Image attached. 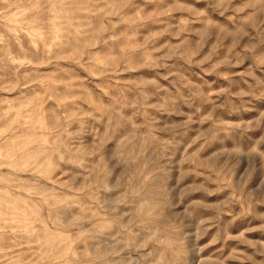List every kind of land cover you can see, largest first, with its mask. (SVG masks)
<instances>
[{
    "label": "rangeland",
    "instance_id": "obj_1",
    "mask_svg": "<svg viewBox=\"0 0 264 264\" xmlns=\"http://www.w3.org/2000/svg\"><path fill=\"white\" fill-rule=\"evenodd\" d=\"M0 264H264V0H0Z\"/></svg>",
    "mask_w": 264,
    "mask_h": 264
}]
</instances>
